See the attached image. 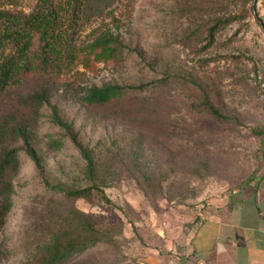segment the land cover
<instances>
[{
  "label": "rangeland",
  "instance_id": "rangeland-1",
  "mask_svg": "<svg viewBox=\"0 0 264 264\" xmlns=\"http://www.w3.org/2000/svg\"><path fill=\"white\" fill-rule=\"evenodd\" d=\"M37 2L23 0L12 9L28 14ZM239 4L121 0L105 23L93 24L110 27L143 57L120 67L100 65L87 73L84 87L140 86L165 75L196 79L235 122L218 123L193 110L199 93L186 101L175 88L132 94L113 112L56 96L52 105L96 154L105 197L95 191L87 200L69 201L53 194L26 160L0 241V264H30L36 247L74 210L94 222L105 242L71 264H164L161 258L170 256L169 264H177L204 211L264 176V137L253 133L264 131V0H252L253 17L221 32L211 47L195 32L204 19L238 13ZM42 114L32 130L47 177L68 189L87 186L85 163L73 145L50 150L51 136L60 132L49 123L48 109Z\"/></svg>",
  "mask_w": 264,
  "mask_h": 264
},
{
  "label": "trees",
  "instance_id": "trees-1",
  "mask_svg": "<svg viewBox=\"0 0 264 264\" xmlns=\"http://www.w3.org/2000/svg\"><path fill=\"white\" fill-rule=\"evenodd\" d=\"M22 1L0 0V241L14 206L15 181L26 160L33 164L42 186L53 194L69 201L87 200L95 191L105 197L96 154L81 142L59 107L52 105L56 96L63 94L66 100L83 107L113 112L132 94L175 88L184 100L199 93L193 110L218 123L235 122L215 106L196 79L165 75L140 86H83L87 73L94 75L100 65L120 67L131 57H143L124 45L110 27L93 28L96 22L105 23L121 0H38L28 14L12 9ZM246 1L235 0L241 5L236 14L202 20L195 32L203 37L206 47L213 46L227 28L253 17V7L248 8L252 0ZM45 109L49 111V123L60 132L51 136L50 150L61 151L68 143L73 145L85 163L87 186L68 189L47 177L32 130ZM253 133L264 137L262 130ZM104 242L105 236L94 222L74 210L66 213L50 238L36 247L30 264H71Z\"/></svg>",
  "mask_w": 264,
  "mask_h": 264
},
{
  "label": "crops",
  "instance_id": "crops-1",
  "mask_svg": "<svg viewBox=\"0 0 264 264\" xmlns=\"http://www.w3.org/2000/svg\"><path fill=\"white\" fill-rule=\"evenodd\" d=\"M203 214L177 264H264V176Z\"/></svg>",
  "mask_w": 264,
  "mask_h": 264
}]
</instances>
